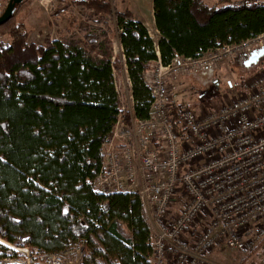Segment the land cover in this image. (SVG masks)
<instances>
[{"label": "trees", "instance_id": "trees-1", "mask_svg": "<svg viewBox=\"0 0 264 264\" xmlns=\"http://www.w3.org/2000/svg\"><path fill=\"white\" fill-rule=\"evenodd\" d=\"M28 2L0 25V35L11 39L0 44V239L41 254L81 248L80 264H152L150 226L137 197L103 195L94 187L104 146L118 122L130 121L115 89L121 62L112 60L111 38L117 35L123 50L132 115L148 119L152 97L144 75L152 66L264 33V0L216 7L203 0H152L157 41L131 12L114 11L115 27L103 22L100 37L73 32L43 45L30 42L14 22ZM71 4L94 18L112 11L100 0ZM185 106L174 103L173 127Z\"/></svg>", "mask_w": 264, "mask_h": 264}, {"label": "built area", "instance_id": "built-area-1", "mask_svg": "<svg viewBox=\"0 0 264 264\" xmlns=\"http://www.w3.org/2000/svg\"><path fill=\"white\" fill-rule=\"evenodd\" d=\"M263 47L261 33L198 58L158 61L144 75L149 118L133 117L132 96L121 106L130 121L118 122L104 146L94 187L137 197L150 226L152 264H216L210 257L219 247L248 254L264 239V67L216 111L179 108L178 127L171 124L170 84ZM82 255L81 248L41 254L0 239V264H80Z\"/></svg>", "mask_w": 264, "mask_h": 264}, {"label": "rangeland", "instance_id": "rangeland-1", "mask_svg": "<svg viewBox=\"0 0 264 264\" xmlns=\"http://www.w3.org/2000/svg\"><path fill=\"white\" fill-rule=\"evenodd\" d=\"M82 2L91 0H63L61 3L52 0H29L22 6L14 16V22L22 25L29 32V41L36 45H43L44 40L49 37L51 40L68 38L69 33H75L77 38H81L84 33L101 36L105 27L102 25L106 21L107 26L115 27L114 11H132L146 22H149L152 12V0H100L110 4L109 15H100L97 18L91 17L92 11L89 9H79L72 6V2ZM222 1L229 5H237L242 1L261 2L262 0H203L208 7H216ZM6 7L5 0L0 2V13ZM101 19V22H98ZM101 23V24H99ZM79 30L82 33L79 34ZM82 39V38H81ZM11 39L7 35H0L1 46L9 45ZM112 60L124 55L121 54L122 47L118 44L117 35L111 38ZM245 61L233 60L221 66L211 69L196 71L186 77H182L181 84L174 90L173 97L178 104L189 106L194 112L198 110H217L216 104L222 101L230 102L237 91L238 85L252 78L260 68L264 67V58L250 67L244 66ZM121 105L126 107L125 93H121ZM222 103H220L221 105ZM201 108V109H200ZM117 145H119V142ZM261 246V245H260ZM9 250V249H8ZM258 250V249H257ZM257 250L248 256L246 253L226 250L219 247L211 255L210 259L216 264H260L257 259ZM12 251V250H9ZM69 262L73 259L71 255ZM244 259H247L246 261Z\"/></svg>", "mask_w": 264, "mask_h": 264}, {"label": "crops", "instance_id": "crops-1", "mask_svg": "<svg viewBox=\"0 0 264 264\" xmlns=\"http://www.w3.org/2000/svg\"><path fill=\"white\" fill-rule=\"evenodd\" d=\"M129 12H131L133 14L134 20L136 22H139L148 30L150 37L154 41H157L158 40V32H157V30L155 28V24H154L153 11L151 12L149 22H146V20H143L142 18H140V16L136 15L134 12H132V11H129ZM118 44L121 47L119 40H118ZM121 58H122L121 56H119V58H118L121 62V70H120L119 74L116 76V78L114 79L115 80V89H116V91L120 97H121L122 92L125 93V99H127L129 96H131V83H130V80L128 78L127 68L125 66L124 60H122ZM182 80L183 79L176 78V79H173L170 81V84L173 86L174 90H176V88L179 87V84H181ZM232 93L235 94V91H233ZM173 94H174V92H173ZM173 101L175 104H178L174 97H173ZM220 103L221 102L216 104L214 109L217 106H218L217 107V109H218L220 106ZM132 108H133V105H132ZM198 111L200 113H198V112H195V113L202 114L203 112L208 111V110H202L201 109ZM257 259L260 260V264H264V242L262 243V245L257 250Z\"/></svg>", "mask_w": 264, "mask_h": 264}, {"label": "water", "instance_id": "water-1", "mask_svg": "<svg viewBox=\"0 0 264 264\" xmlns=\"http://www.w3.org/2000/svg\"><path fill=\"white\" fill-rule=\"evenodd\" d=\"M24 1L25 0H9L3 13L0 16V25H3L7 21H9L13 16L16 7ZM41 1H46V0H41ZM262 58H264V47L250 53L244 62V66L250 67L252 65H255Z\"/></svg>", "mask_w": 264, "mask_h": 264}]
</instances>
